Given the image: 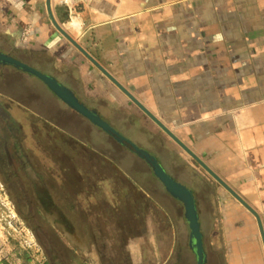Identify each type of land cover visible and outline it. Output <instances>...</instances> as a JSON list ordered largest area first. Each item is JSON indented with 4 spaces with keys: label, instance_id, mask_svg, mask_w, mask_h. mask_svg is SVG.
Listing matches in <instances>:
<instances>
[{
    "label": "crops",
    "instance_id": "obj_1",
    "mask_svg": "<svg viewBox=\"0 0 264 264\" xmlns=\"http://www.w3.org/2000/svg\"><path fill=\"white\" fill-rule=\"evenodd\" d=\"M0 53L192 191L204 264H264V0H0ZM0 152H25L56 199L61 180L69 234L86 253L108 238L92 263L197 264L184 203L150 163L1 61Z\"/></svg>",
    "mask_w": 264,
    "mask_h": 264
},
{
    "label": "rangeland",
    "instance_id": "obj_2",
    "mask_svg": "<svg viewBox=\"0 0 264 264\" xmlns=\"http://www.w3.org/2000/svg\"><path fill=\"white\" fill-rule=\"evenodd\" d=\"M5 163L8 170L11 169L6 159ZM31 170L32 168H28L27 173L18 172V179L15 174L6 176L4 166L0 165V264H53L48 254L51 245L56 250L63 251V261L66 260V264L94 262L97 258L94 253L95 245H101V250L102 246L106 247L108 238H101L99 243V237L90 236L88 240L92 245V254L86 253L82 237L70 235L71 232L65 229L71 224L76 226L78 232L79 221H69V211L56 203L57 199L58 202L62 200L63 183H60L61 180L57 181L60 185L56 190L61 195L56 199L49 191L51 181L47 180V174H39L37 177ZM55 175L61 177V174ZM32 180L37 184L39 193L36 186L35 190L31 187L34 183ZM42 189L47 190V199H50L51 204H47V199L46 204L42 203ZM53 213L57 214L56 217ZM44 234H48V237Z\"/></svg>",
    "mask_w": 264,
    "mask_h": 264
},
{
    "label": "water",
    "instance_id": "obj_3",
    "mask_svg": "<svg viewBox=\"0 0 264 264\" xmlns=\"http://www.w3.org/2000/svg\"><path fill=\"white\" fill-rule=\"evenodd\" d=\"M47 6L50 8V0H47ZM0 61L4 63H11L18 65L29 72H32L42 78L50 88L55 91L61 98H63L66 102H68L72 107L76 108L86 116H88L92 121L96 124L107 130L110 134L115 136L118 140L123 143L128 144L133 150H135L138 154L144 157L152 166L155 174L160 178V180L165 184L167 190L176 198L181 200L185 206V217L189 222V226L191 229V244L192 247L195 249L196 256H197V264H204L205 263V252H204V245H203V236L200 229V224L198 220V212L196 208L195 199L193 196L192 191L186 187L184 184L176 181L172 178L164 168L159 164L157 159L152 156L149 152L142 150L135 146L132 142L125 139L121 134L116 132L113 128H111L106 122L101 120V118L94 114L91 110H89L84 104L79 102L77 98L65 87L59 84L54 78L51 76L45 75L34 68L24 64L16 60L15 58L0 53ZM220 182H222L215 174H213ZM223 183V182H222ZM229 189V188H228Z\"/></svg>",
    "mask_w": 264,
    "mask_h": 264
},
{
    "label": "flooded vegetation",
    "instance_id": "obj_4",
    "mask_svg": "<svg viewBox=\"0 0 264 264\" xmlns=\"http://www.w3.org/2000/svg\"><path fill=\"white\" fill-rule=\"evenodd\" d=\"M5 159L11 167V169H9V170L7 168V164L5 163ZM0 165L4 166V172L7 173L6 176H10L8 174H15L16 177H18V172L27 173L28 168H32V165L30 164V158H28V156L25 154V152H3V153L0 152ZM38 175L39 174H37L36 176L38 177ZM18 179H19V177H18ZM32 181L34 183L31 185V187L35 190L34 187L36 186V191L39 193L40 190L38 191L37 184L35 183L34 180H32ZM43 189H45V187ZM43 189L40 192V195H41V198H43V200H44V201H42V203L46 204L45 202H46V199L48 197V194L46 192L47 190L44 191ZM49 191H51L50 188H49ZM50 195H51V193H50ZM39 202H40V204H42L40 200H39ZM47 204H51L50 199L49 200L47 199ZM44 236L48 237V234H46V235L44 234ZM62 253H63V251L56 250V248L52 247V245H51V248L48 251L50 261L53 264H59V263L60 264H66V260L63 261ZM90 254H92V252Z\"/></svg>",
    "mask_w": 264,
    "mask_h": 264
},
{
    "label": "built area",
    "instance_id": "obj_5",
    "mask_svg": "<svg viewBox=\"0 0 264 264\" xmlns=\"http://www.w3.org/2000/svg\"><path fill=\"white\" fill-rule=\"evenodd\" d=\"M61 1L68 6H73L74 4L77 3H88L91 2L92 0H61Z\"/></svg>",
    "mask_w": 264,
    "mask_h": 264
}]
</instances>
